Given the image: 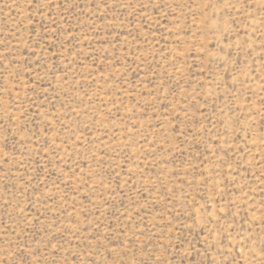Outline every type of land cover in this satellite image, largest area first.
<instances>
[{"label": "rangeland", "instance_id": "1", "mask_svg": "<svg viewBox=\"0 0 264 264\" xmlns=\"http://www.w3.org/2000/svg\"><path fill=\"white\" fill-rule=\"evenodd\" d=\"M0 264H264V0H0Z\"/></svg>", "mask_w": 264, "mask_h": 264}]
</instances>
